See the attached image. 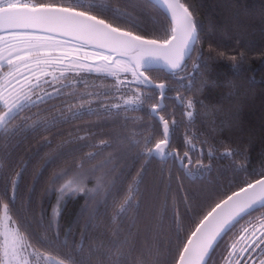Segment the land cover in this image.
<instances>
[{
    "label": "snow or ice",
    "instance_id": "obj_1",
    "mask_svg": "<svg viewBox=\"0 0 264 264\" xmlns=\"http://www.w3.org/2000/svg\"><path fill=\"white\" fill-rule=\"evenodd\" d=\"M150 3L170 21V26L164 29V39L139 35L109 22L106 17L117 23L141 27L137 16L114 6L111 0H0V142L7 141V144L0 143V148L12 145L13 141L16 144L12 147H18L26 136H42L41 148L51 149L56 143L54 137L63 135L59 131L63 125L82 120L85 116L108 117L114 110H143L155 92L158 93L157 102L149 105L147 111L159 121L161 138L157 139L153 133L142 139H136L134 134L119 139L116 144L122 150L120 157L126 159L136 150L133 158L136 161L141 157L162 161L173 159L192 178L210 170V166L203 165L201 161H197L195 170L189 167L193 163L190 152L199 150L193 139L199 137L185 133L183 144L187 150L181 155L178 148L172 147V137L178 126L176 119L173 116L169 120L160 114L167 107L164 101L175 99L191 124L198 115L196 104L203 101L185 99L180 95L168 97L171 86L165 82L157 83L145 73L162 64L183 81L194 73L203 75L201 66L208 67L214 60H228L238 72L248 56L241 50L228 56L216 51L211 44L205 53L196 9L185 0H150ZM198 46L200 51L197 52ZM194 53L193 72L180 76L186 71V62L192 60ZM93 73L113 78L110 89L88 91L85 74ZM81 86L84 91L80 90ZM186 87L190 89L191 83ZM109 91L118 94L116 98L121 103L100 101L99 107L92 106L94 98L106 96ZM122 92L130 94H120ZM93 126L98 125L86 127ZM80 130V127L73 129L75 132ZM45 133L53 134V138ZM69 135L68 140L61 141L47 154L46 163H54L63 155L78 150L69 148V145L87 139V136L73 138L71 133ZM85 146L104 149L113 147V144L101 140L99 145ZM101 154L100 150L89 152L88 162ZM208 155L213 156L211 149ZM222 156L241 157L234 169L243 175L240 186L230 194L225 192L220 198L211 200L194 230L182 244H177L174 257L169 247L170 264H211L218 242L241 220L246 222L226 246L221 264H264V168L249 172L247 153L239 148H226ZM116 159L110 154L86 171L81 162L77 164L76 171L61 169L53 174L49 191L58 194L57 203L47 226L41 218V227H46L44 234L32 228V221L27 216L21 215L20 221L14 218L10 203L15 202L22 173L9 172L6 188H11V195L7 200L0 195V264H93L94 258L95 264H162L165 256L160 245L136 254L128 239H112L105 243L98 237L94 244L85 247L87 231L100 227L94 222L100 215V207L108 205L109 199L115 206L110 218L114 226L113 236L120 234L117 221L127 217L133 207H138L136 197L143 183L144 170L132 177L126 194L117 201L120 185L130 173L126 167L119 176L108 179L118 168ZM98 172L101 175L96 176ZM90 177H95V187L86 189L85 184ZM81 193L95 201L96 206L86 205L81 210V217L86 216L87 221L81 242L77 243L70 230L60 236L59 217L64 198ZM174 216L179 240L182 228L175 210Z\"/></svg>",
    "mask_w": 264,
    "mask_h": 264
},
{
    "label": "trees",
    "instance_id": "obj_2",
    "mask_svg": "<svg viewBox=\"0 0 264 264\" xmlns=\"http://www.w3.org/2000/svg\"><path fill=\"white\" fill-rule=\"evenodd\" d=\"M185 2L196 9L197 26L205 53L211 44L216 51H222L228 56L237 54V50L244 51L248 56L238 72L231 67L230 61L214 60L208 67L201 66L200 72L203 75L194 73V78L188 76L183 81L162 67H153L145 73L157 83L165 82L171 86L172 90L167 93L168 97L180 95L185 99L203 101L202 104H196L198 115L191 124L183 114L184 109L178 106L175 99H166L164 103L167 107L160 114L169 120L173 116L176 119L178 126L172 137V147L178 148L181 155L187 150L183 144L185 133L199 137L193 139L199 150L190 152L193 162L190 167L195 170L197 161H201L203 165L210 166V170L202 171L192 178L173 159L162 161L158 158L148 160L141 157L136 161L133 159L136 150L128 154L126 159L120 157L119 153L122 150L116 144L119 139L132 137L133 134L136 139H142L153 133L157 139L161 138L159 121L147 111L149 105L157 102L158 93L153 92V99L145 104L143 110L126 112L122 109L114 110L108 117L85 116L82 120L63 125L59 129L63 135L54 137L56 143L51 149L41 148L42 136H26L18 147H12L16 144V141H13L12 145L0 148V166H2L0 195H4L6 200L11 195V188H6L7 174L22 173L18 181L15 202L10 203L12 214L17 221L21 220V215L27 216L32 221V228L44 234L46 227H41V218L43 224L47 226L58 195L49 191L53 174L61 169L76 171L77 164L81 162L86 171L111 154L117 157L115 163L118 168L108 179L119 176L126 167L130 173L126 175V181L120 185L117 201L126 194L132 177L141 169L144 170L143 183L140 184L136 197L138 207H133L127 217L117 221L120 234L113 236L114 226L110 218L114 214L115 206L109 199L108 205L100 207V215L94 222L100 227L88 229L87 238L84 240L85 247L94 244L98 237L105 243L112 239L121 241L128 239L129 246L135 247L136 254L160 245V250L165 256L162 264H170L169 247L174 257L177 254V244H182L194 230L195 224L204 215L211 200L220 198L225 192L230 194L240 186L243 175L234 169L236 163L241 161V157L222 156L224 150L239 148L241 151H246L249 172L264 168V0H185ZM111 3L137 16L141 27L135 28L117 23L111 17H106L109 22L149 38H166L164 29L170 26V21L152 6L150 0H111ZM198 51H200L199 46ZM195 59L194 53L192 60L186 62L188 65L186 71L180 73V76H187L188 73L193 72L192 62ZM85 78L89 83L88 91L103 92L110 89L114 83L113 78L106 75L98 76L95 73L85 74ZM189 83H191L190 89L186 87ZM80 90L85 89L81 86ZM117 95L109 91L106 96L94 98L95 102L92 106L99 107L100 101L109 104L121 103L116 98ZM132 117L139 119L133 120ZM87 125L98 126L89 128L86 127ZM77 127L81 130L73 131ZM70 133L73 138L87 136V139L77 140L75 144L69 145V148L78 150L63 155L54 163H46L47 154L55 149L58 143L68 140ZM45 135L53 138V134L45 133ZM101 140L112 143L113 147L98 149L85 146L99 145ZM0 143L7 144V141ZM209 149L213 152L211 157L208 155ZM98 150L102 154L88 162L87 154ZM95 175L99 176L101 173ZM233 183L234 186L230 187ZM85 186L86 189L94 188L95 177H90ZM86 205L95 207L96 202L91 201L84 193L70 195L66 199L59 217L61 237L70 230L75 241L81 242L87 221L86 216L81 217V210ZM174 210L178 214L182 228L179 232V240H177L178 229L174 222L176 220ZM245 222L241 220L219 241L213 251L211 264H221V256L225 253L226 246ZM105 228L108 229L107 232L104 231ZM53 254L57 253L53 252Z\"/></svg>",
    "mask_w": 264,
    "mask_h": 264
},
{
    "label": "rangeland",
    "instance_id": "obj_3",
    "mask_svg": "<svg viewBox=\"0 0 264 264\" xmlns=\"http://www.w3.org/2000/svg\"><path fill=\"white\" fill-rule=\"evenodd\" d=\"M131 77L129 76V79H130ZM190 167V166H189ZM193 169V168H192ZM194 170V169H193ZM85 188H86V186H85ZM70 195H67L65 198H64V201H63V204L65 203V201H66V199L69 197ZM56 203H57V198H56V202H55V204H54V206L56 205ZM63 204H62V207H63ZM62 207H61V210H62Z\"/></svg>",
    "mask_w": 264,
    "mask_h": 264
},
{
    "label": "water",
    "instance_id": "obj_4",
    "mask_svg": "<svg viewBox=\"0 0 264 264\" xmlns=\"http://www.w3.org/2000/svg\"><path fill=\"white\" fill-rule=\"evenodd\" d=\"M154 67H162V68H166V67H164L162 64H160V65H156V66H154ZM167 69V68H166ZM223 238V237H222ZM221 238V239H222ZM219 243V242H218Z\"/></svg>",
    "mask_w": 264,
    "mask_h": 264
}]
</instances>
